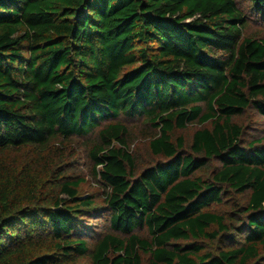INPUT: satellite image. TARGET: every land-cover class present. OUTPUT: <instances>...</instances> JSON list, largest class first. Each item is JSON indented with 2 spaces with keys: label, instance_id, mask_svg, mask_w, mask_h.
I'll return each instance as SVG.
<instances>
[{
  "label": "trees",
  "instance_id": "trees-1",
  "mask_svg": "<svg viewBox=\"0 0 264 264\" xmlns=\"http://www.w3.org/2000/svg\"><path fill=\"white\" fill-rule=\"evenodd\" d=\"M239 1L264 21V0H0V264H264V135L238 123L264 119V37Z\"/></svg>",
  "mask_w": 264,
  "mask_h": 264
},
{
  "label": "rangeland",
  "instance_id": "rangeland-1",
  "mask_svg": "<svg viewBox=\"0 0 264 264\" xmlns=\"http://www.w3.org/2000/svg\"><path fill=\"white\" fill-rule=\"evenodd\" d=\"M239 5L240 8L243 9L244 13L246 14V16H248V33L249 34H257L258 36L264 37V21L260 20L259 18H257L256 16H253L252 14L249 13V15H247V4H245L244 2L239 1ZM254 119L256 121V124H252L249 119ZM238 123L240 125H242L246 132L248 134L251 135H256L255 138H259L261 136L264 135V119L262 117H260L257 114H252V113H248V115H245L244 117L238 119ZM140 123H128V126L130 127H138L137 125H139ZM199 127V125H197L196 127H189V131L187 133V135H190L191 130L195 129ZM139 128V127H138ZM139 131V130H138ZM137 131V132H138ZM90 138H79V142L82 145L81 148L79 149L78 152V156L75 159V166H76V170L78 173H82L83 176H85V178L89 181V184L84 186V191L83 192H87V195H93L96 197L97 203L102 204L103 202V189L102 186L96 182L91 175V170H92V166H91V162L89 161L88 157H87V153L85 151V144L87 141H89ZM135 146L137 147L136 150H138L137 154L138 155H142L144 157L148 156V153L146 151V142L141 140L140 138L136 137L134 140ZM103 194V195H102ZM216 208V205H213L210 210L214 211ZM109 220H106V217H104L103 219L99 220V221H94V224L97 225L96 227V231L97 233L102 230H104L107 227ZM144 234H146V232H143ZM231 241L229 242L230 244H228L227 246H239L241 243V240L239 239V237H236L235 234H232L231 236ZM90 245L92 246V242H90ZM215 247H219V248H210L207 245V250L213 252L214 254H217L221 251L222 248H224L222 241L218 244L215 245Z\"/></svg>",
  "mask_w": 264,
  "mask_h": 264
}]
</instances>
